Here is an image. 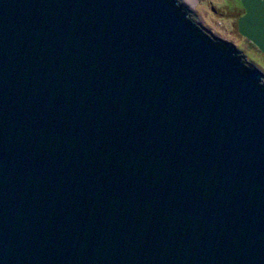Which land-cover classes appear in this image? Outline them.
I'll use <instances>...</instances> for the list:
<instances>
[{"label": "water", "instance_id": "obj_1", "mask_svg": "<svg viewBox=\"0 0 264 264\" xmlns=\"http://www.w3.org/2000/svg\"><path fill=\"white\" fill-rule=\"evenodd\" d=\"M0 264H264V73L181 0H0Z\"/></svg>", "mask_w": 264, "mask_h": 264}, {"label": "rangeland", "instance_id": "obj_2", "mask_svg": "<svg viewBox=\"0 0 264 264\" xmlns=\"http://www.w3.org/2000/svg\"><path fill=\"white\" fill-rule=\"evenodd\" d=\"M195 15V19L210 32L233 43L246 59L264 73V53L240 30L236 0H181ZM237 8V9H236Z\"/></svg>", "mask_w": 264, "mask_h": 264}, {"label": "flooded vegetation", "instance_id": "obj_3", "mask_svg": "<svg viewBox=\"0 0 264 264\" xmlns=\"http://www.w3.org/2000/svg\"><path fill=\"white\" fill-rule=\"evenodd\" d=\"M236 1H238V4H236L238 10H239V11H242L241 15L239 16V18H240V17L245 13V8H244V6H243L241 0H236ZM237 8H236V9H237ZM258 49H259V48H258ZM259 50H260V49H259ZM260 51H261V50H260Z\"/></svg>", "mask_w": 264, "mask_h": 264}]
</instances>
